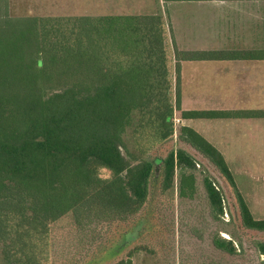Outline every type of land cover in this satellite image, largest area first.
I'll use <instances>...</instances> for the list:
<instances>
[{"label": "trees", "instance_id": "16d2710c", "mask_svg": "<svg viewBox=\"0 0 264 264\" xmlns=\"http://www.w3.org/2000/svg\"><path fill=\"white\" fill-rule=\"evenodd\" d=\"M73 19L66 36L51 35L43 18L0 23V258L8 264H49L53 221L70 211L80 221L134 214L149 199L155 164L167 187L176 167L195 168L193 152L206 157L234 188L242 225L264 232V218L252 216L222 154L191 127L181 126L179 135L190 153L178 147L150 156L173 134L180 60L208 53H179L156 15ZM7 24L13 26L4 28ZM47 47L52 56L44 58L40 53ZM171 55L177 62L174 86ZM224 114L181 112L182 117ZM245 114L264 116L263 111ZM127 126L130 141L140 142L133 158L129 149V157L121 151ZM202 185L212 215L222 216L219 187L207 175ZM212 243L227 253L236 251L232 240L218 234ZM255 246L264 254V241Z\"/></svg>", "mask_w": 264, "mask_h": 264}, {"label": "rangeland", "instance_id": "374dc122", "mask_svg": "<svg viewBox=\"0 0 264 264\" xmlns=\"http://www.w3.org/2000/svg\"><path fill=\"white\" fill-rule=\"evenodd\" d=\"M33 12L28 13L25 8L0 6V23L17 24L43 18L45 21L42 25L50 29L51 35L66 36L70 34L69 23L76 22L73 18L79 17L47 15L50 13L41 6ZM12 26L13 24H7L4 28ZM37 33L44 34L38 31ZM256 35L261 39L243 40L241 46L264 48V33L258 29ZM50 51L51 49L47 47L40 56L48 58L52 56ZM172 55L170 63L173 68L174 86L178 85L174 69L177 62H174ZM54 61L60 62L59 58ZM258 66V69L263 70L262 85L250 84L252 86L250 88L253 89L248 90L242 104L237 103L238 98L235 97L226 98L227 104L264 112V62ZM46 91L52 89L48 88ZM175 91L176 88L174 90L173 87V102L176 97ZM179 116L177 108L172 113L171 138L166 144L158 147L159 149H155L150 154L151 157L165 155L171 148L183 147L188 149L187 152L192 151L179 139L181 131ZM129 133L130 126H127L121 135V151L129 157L130 152L126 151L129 149L133 158L140 142L134 138L130 141ZM260 136L259 133L260 143L257 151L249 153L250 161L244 163L243 167L233 168L236 189L242 195L252 216L257 219L264 218V136ZM193 153L196 155L193 156L196 161L195 168L189 170L176 167L167 187L163 184L160 164H155L154 174L150 180L149 199L143 208L134 214L123 218L91 221L84 218L80 221V218L70 211L53 221L49 226V264H114L126 258H130L131 264H262L264 254L257 251L255 242L264 241V232L242 225L234 188L206 157ZM206 175L222 193V216L212 215L202 185V179ZM216 234L232 240L236 251L227 253L216 248L212 243V237ZM2 248L3 245L0 244V255L4 254ZM0 264H8L7 259L0 258Z\"/></svg>", "mask_w": 264, "mask_h": 264}, {"label": "crops", "instance_id": "0c3cea01", "mask_svg": "<svg viewBox=\"0 0 264 264\" xmlns=\"http://www.w3.org/2000/svg\"><path fill=\"white\" fill-rule=\"evenodd\" d=\"M3 5L25 8L28 13L41 6L50 13L47 15L55 16H159L167 38L174 40L179 53L209 55L179 62L180 125L191 127L211 143L232 176L233 168L243 167L250 161L249 153L257 151L258 134L264 136V116L247 115L245 112L252 109L227 104L226 98H238L237 103L242 104L248 90L253 89L250 84L263 83V70L258 65L264 62V48L241 45L243 40L261 39L256 34L258 29L264 33V0H0ZM182 111L226 114L182 117Z\"/></svg>", "mask_w": 264, "mask_h": 264}]
</instances>
